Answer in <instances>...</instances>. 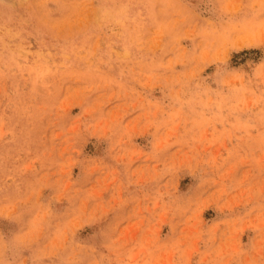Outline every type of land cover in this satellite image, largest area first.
<instances>
[{
    "label": "rangeland",
    "instance_id": "rangeland-1",
    "mask_svg": "<svg viewBox=\"0 0 264 264\" xmlns=\"http://www.w3.org/2000/svg\"><path fill=\"white\" fill-rule=\"evenodd\" d=\"M0 264H264V0H0Z\"/></svg>",
    "mask_w": 264,
    "mask_h": 264
}]
</instances>
